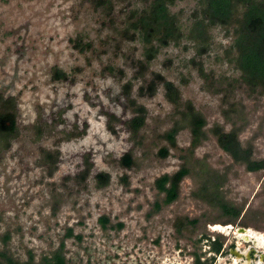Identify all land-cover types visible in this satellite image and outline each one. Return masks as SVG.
<instances>
[{"label":"rangeland","instance_id":"obj_1","mask_svg":"<svg viewBox=\"0 0 264 264\" xmlns=\"http://www.w3.org/2000/svg\"><path fill=\"white\" fill-rule=\"evenodd\" d=\"M151 1L0 0V99L16 115V137L0 147V248L9 234L14 259L38 263L62 247L66 264H137L153 242L170 241V228H185L183 243L227 226L264 236V171L235 163L213 132L236 129L264 160V91L224 60L232 39L217 25L203 51L182 40L147 63L130 23ZM169 9L186 34L196 0ZM155 74L179 90L181 106L161 83L151 94ZM187 102L205 121L196 146L181 115ZM136 106L146 115L134 132ZM175 124L171 145L165 133ZM182 167L178 198L165 205L155 180Z\"/></svg>","mask_w":264,"mask_h":264},{"label":"trees","instance_id":"obj_2","mask_svg":"<svg viewBox=\"0 0 264 264\" xmlns=\"http://www.w3.org/2000/svg\"><path fill=\"white\" fill-rule=\"evenodd\" d=\"M177 1L181 0H152L141 11L132 13L133 21L130 23V28L139 36L144 45L146 62L149 63L159 49L169 45L178 46L182 40L188 41L197 50L203 51L211 44V27L217 25L230 34L232 39L231 45L225 49L224 60L239 72L242 83L249 89L260 88L264 91V0H196L197 10L193 14V22L186 34L181 30L178 15L170 13L169 8ZM56 77L64 78L65 76L62 71H58ZM156 83L162 84L166 99L175 108L182 105L179 90L172 82L164 80L158 74H155V78L148 85L151 94L155 91L154 84ZM135 112L136 116L130 121V127L134 132L143 126L146 109L143 106H136ZM181 115L183 122H186L190 129L191 145L196 146L204 136L202 128L205 121L189 102L184 104V111ZM15 116L11 100L2 101L0 99V147L4 149H7L10 141L16 137ZM179 129L180 126L175 124L165 133L169 144L174 145ZM213 132L217 137L219 147L235 163L244 165L248 172L264 171V160L253 159L251 149L241 146L236 129L223 132L217 127ZM166 152V149L160 150L163 156ZM46 155L44 163L53 159L50 153L47 152ZM54 163L55 161L52 162L53 165ZM122 163L127 168L130 167L132 165L131 156L124 155ZM52 169H55L54 166ZM52 172H49V175ZM187 175V168L182 167L172 175L164 174L155 180V188L159 193L164 194L163 203L165 205L173 203L178 198L179 185ZM96 178L99 186L108 182L107 174L100 173L96 175ZM156 208L159 209V205H156ZM224 209L228 211L226 206ZM100 221L103 226L107 223L106 218H101ZM9 240V234H4L1 240L3 247L0 248V264H66L62 256V247L51 257H44L38 263L33 261L31 255L25 261L16 260L5 248Z\"/></svg>","mask_w":264,"mask_h":264},{"label":"flooded vegetation","instance_id":"obj_3","mask_svg":"<svg viewBox=\"0 0 264 264\" xmlns=\"http://www.w3.org/2000/svg\"><path fill=\"white\" fill-rule=\"evenodd\" d=\"M170 229L166 235L170 241L153 242L156 251L145 250L144 260L137 264H178L177 258H183L184 264H264V236L248 228H209L211 234L184 243L180 233L185 228Z\"/></svg>","mask_w":264,"mask_h":264},{"label":"water","instance_id":"obj_4","mask_svg":"<svg viewBox=\"0 0 264 264\" xmlns=\"http://www.w3.org/2000/svg\"><path fill=\"white\" fill-rule=\"evenodd\" d=\"M226 228H233L232 226H227Z\"/></svg>","mask_w":264,"mask_h":264}]
</instances>
